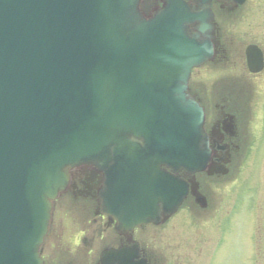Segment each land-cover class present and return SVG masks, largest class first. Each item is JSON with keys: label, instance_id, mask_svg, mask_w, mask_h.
<instances>
[{"label": "water", "instance_id": "95a60500", "mask_svg": "<svg viewBox=\"0 0 264 264\" xmlns=\"http://www.w3.org/2000/svg\"><path fill=\"white\" fill-rule=\"evenodd\" d=\"M147 3L0 0V264H43L73 167H96L94 178L133 146L179 156V125L194 115L183 106L202 108L170 57L182 41L171 7L152 16Z\"/></svg>", "mask_w": 264, "mask_h": 264}, {"label": "flooded vegetation", "instance_id": "af4514ba", "mask_svg": "<svg viewBox=\"0 0 264 264\" xmlns=\"http://www.w3.org/2000/svg\"><path fill=\"white\" fill-rule=\"evenodd\" d=\"M157 1L162 7L168 0ZM184 1L195 12L208 14L210 28L201 34L200 39L217 41L213 59L194 69L190 88L205 107L212 162L223 164V160L228 159L230 169L248 144L249 149L264 139V66L257 71L251 70L246 53L249 45H257L260 51L263 50L264 62L261 18H250L251 9L257 4L258 8L261 7V0H245L241 4L235 0ZM200 26L198 21L191 25L196 29V35L200 33ZM257 59L261 62L258 51ZM252 135L259 136L252 141ZM191 175L196 176L200 191L206 195L215 187L214 180L222 176H210L205 172L192 174L186 170L181 172L184 179ZM197 206V196L189 195L179 210L182 225L186 212H194ZM100 212L99 209L98 214ZM101 220H105L103 214L96 218L98 222ZM123 235L120 233V243L128 244L130 240Z\"/></svg>", "mask_w": 264, "mask_h": 264}, {"label": "rangeland", "instance_id": "374dc122", "mask_svg": "<svg viewBox=\"0 0 264 264\" xmlns=\"http://www.w3.org/2000/svg\"><path fill=\"white\" fill-rule=\"evenodd\" d=\"M260 11L261 13L259 14L262 17V20L264 19V6H261V10L258 9V4L254 5L251 11ZM260 147L261 145V150H264V139H261V142H258ZM260 172L261 176V192L264 193V152L261 153V157H257V155L250 157L249 161L245 165V169L243 174L238 178L236 187L239 188V190H242V185L243 181L246 180L245 186L249 188V193L245 195V200L244 203H251L252 201V196L253 193H250L252 188L255 186V184L258 182L256 180L257 173ZM249 195V199H247ZM262 217V223L264 226V199L261 201V206L260 210ZM218 216L220 219L222 218V215L218 213ZM246 216V214H245ZM261 222V219H260ZM231 223V222H230ZM229 223V226H230ZM242 225V229L235 230V232L232 230L233 236H229V239L226 240L224 243V248L220 254L218 255V258L216 260V264H241L239 254H237L240 251V246L241 244L239 242L238 244V238L239 241L243 240V232L246 230V223L244 221H240L238 224V228H240ZM254 226V225H253ZM253 226L250 227V233H252ZM200 235L203 234V232L199 233ZM167 237L164 236L165 242L161 245H159L158 248L162 250L165 254L166 249L168 248V255L166 256V261L164 264H197V261L193 259L192 257V252H193V245L198 244L199 247L202 249V254L206 252V249L208 248L207 246L210 247L212 245L214 239L207 238L206 240H201L197 236V238H189L188 241H184L183 238L179 241V237L175 231H172L171 234H165ZM241 235V236H240ZM262 243L264 247V230L262 233ZM215 243V242H214ZM213 243V244H214ZM207 247V248H205ZM184 251L185 257L181 255V253ZM210 253V252H209ZM251 264V263H248ZM261 264H264V254L262 256V262Z\"/></svg>", "mask_w": 264, "mask_h": 264}]
</instances>
